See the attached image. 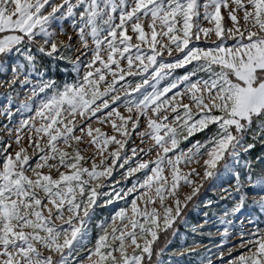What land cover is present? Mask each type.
<instances>
[{
    "label": "snow or ice",
    "instance_id": "obj_1",
    "mask_svg": "<svg viewBox=\"0 0 264 264\" xmlns=\"http://www.w3.org/2000/svg\"><path fill=\"white\" fill-rule=\"evenodd\" d=\"M0 88V264H172L206 181L178 254L264 264V0H0Z\"/></svg>",
    "mask_w": 264,
    "mask_h": 264
},
{
    "label": "rangeland",
    "instance_id": "obj_2",
    "mask_svg": "<svg viewBox=\"0 0 264 264\" xmlns=\"http://www.w3.org/2000/svg\"><path fill=\"white\" fill-rule=\"evenodd\" d=\"M179 71V70H178ZM5 89L0 88V92H4ZM23 95V94H22ZM6 101L2 96H0V106L4 105ZM2 134V133H0ZM207 181L205 182V184ZM204 184V185H205ZM207 185V184H206ZM224 187H227V185L224 184H214V182H210L209 185H207L206 191L204 194H202L191 206V213L194 215L193 219H187L189 224L188 227L186 228L185 225L183 224V229L179 233H183L185 237H187L186 240H181L180 235L178 234L176 237L172 238L171 244L165 251V254L163 258L168 261L171 260L172 264H177V262H183V264H190L189 257L187 254L184 255H179L178 251L180 250L182 244L186 245L191 242L192 238V232H191V226L195 225L197 223L203 224V221L205 219L204 217V212L208 211L209 215H212L213 213H216L217 215L221 214V208L224 206L225 201L221 200L220 197L224 195L222 192V189ZM184 191H188V189H184ZM213 200L214 205L211 206V210H209V206L204 203V201L207 200ZM100 212L103 215H107V212L104 211V209H100ZM182 227V226H181ZM205 227H208L207 225ZM212 240L213 241H219L221 234L216 231L215 228H212ZM199 239V237H198ZM203 244L205 246H211L209 239L207 237L203 238ZM197 251H202V249H197Z\"/></svg>",
    "mask_w": 264,
    "mask_h": 264
},
{
    "label": "trees",
    "instance_id": "obj_3",
    "mask_svg": "<svg viewBox=\"0 0 264 264\" xmlns=\"http://www.w3.org/2000/svg\"><path fill=\"white\" fill-rule=\"evenodd\" d=\"M60 77H57V79H59ZM210 182L211 181H207V185H209L210 184ZM204 185V187L202 188V190H201V192L198 194V197H194L193 198V201L192 202H190V206L202 195V194H204L205 193V191H206V188H207V185ZM190 206H189V208L186 210V217L185 218H187V219H193L194 218V215L191 213V208H190ZM182 226V227H181ZM182 229H183V223H181L180 225H179V232H181L182 231ZM172 238L173 237H169L168 239H170V240H172ZM160 244H161V246L163 247L164 245H165V242H164V240H161L160 242H159ZM171 243H168L167 244V246H166V250H167V248L169 247V245H170ZM165 250V251H166Z\"/></svg>",
    "mask_w": 264,
    "mask_h": 264
}]
</instances>
